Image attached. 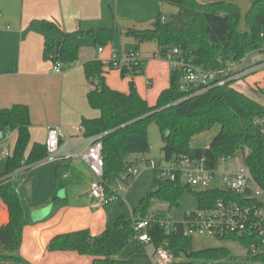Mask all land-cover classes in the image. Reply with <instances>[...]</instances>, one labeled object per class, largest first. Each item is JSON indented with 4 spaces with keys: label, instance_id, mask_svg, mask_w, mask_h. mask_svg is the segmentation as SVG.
Returning a JSON list of instances; mask_svg holds the SVG:
<instances>
[{
    "label": "trees",
    "instance_id": "1",
    "mask_svg": "<svg viewBox=\"0 0 264 264\" xmlns=\"http://www.w3.org/2000/svg\"><path fill=\"white\" fill-rule=\"evenodd\" d=\"M178 9L170 19L162 21V14L153 20L148 29L129 28L126 34L134 39L133 51L142 44L155 42L159 51L179 48L183 55L196 65L206 69H221L229 65L239 66L247 54L264 47V0H254L245 30L240 29L241 10L226 4L205 5L203 0H164ZM45 33L56 28L54 23L43 22ZM120 31L113 28H91L64 32L60 41L46 38L45 56L54 64L61 63L67 70L79 60V40L90 36L97 46H108ZM105 68L116 70L111 62L94 60L84 65L89 85V105L100 111L96 119L82 120L85 136H101L104 157V179L108 193L120 180L132 178L130 169L134 163L131 156L150 152L148 130L156 124L163 136L164 161L182 156L206 157L208 166L217 169L223 158L239 157L264 188V137L255 125L264 116V104L259 103L232 85L213 88L205 93L189 96L180 91L179 73L171 70L170 86L162 91L156 105L151 106L139 94L135 82H130L129 93L113 90L106 82ZM144 65L133 72L123 68V78L144 74ZM264 94V88L258 89ZM220 126V132L208 148L192 145L196 136ZM31 113L27 105L17 104L11 108L0 106V133L17 132L13 153L6 159L4 171H0V199L8 207L9 222L0 226V264H28L21 255L24 229L28 225L20 197L12 192L5 181L23 169H29L48 157L47 145L31 143ZM125 176V177H124ZM192 189L182 181H164L155 177L153 191L147 194L134 214L146 217L152 203L158 201L173 209L180 204L186 190ZM200 206H208L223 195L217 191L196 192ZM55 198V203H56ZM158 215H164L158 212ZM152 244L157 250L164 248L177 259L190 264H264V258L240 259L227 248H210L194 251L193 238L178 231L166 232L158 223L148 228ZM135 231L131 214H122L107 224L104 232L93 236L89 230L60 234L49 244V252H74L92 257L93 264H127L120 258L123 250L133 242ZM244 243L237 236H225ZM140 245L139 242H135Z\"/></svg>",
    "mask_w": 264,
    "mask_h": 264
},
{
    "label": "crops",
    "instance_id": "2",
    "mask_svg": "<svg viewBox=\"0 0 264 264\" xmlns=\"http://www.w3.org/2000/svg\"><path fill=\"white\" fill-rule=\"evenodd\" d=\"M15 1L20 3V8L14 4L6 9L0 6V106L11 108L21 104L30 108L31 143L27 153L34 143H47L50 128H62L72 137L71 148L80 150L85 143V136L79 135L77 130L82 120L96 119L101 114L89 105L84 65L94 60L108 62L113 55L124 57L133 49L134 41L125 42L118 52L112 45L100 52L93 42L79 40V60L64 73H54V63L45 56L46 38L58 42L64 32L100 28V23L108 17L104 12V0ZM44 21L57 27L45 33ZM114 26L120 29L118 33H124L119 22ZM129 28L142 29L133 24L124 29L125 33ZM158 53L154 58H147L156 59ZM166 64L150 60L144 74L133 79L123 78L118 70L105 68L106 82L113 90L129 93L133 80L139 94L154 106L162 91L170 86L171 69ZM250 83L256 89L264 88V71L251 77ZM239 91L255 100L246 90ZM5 141H13L14 151L17 132L0 133V143ZM5 148L10 149L9 146ZM92 178L91 171L80 160L60 159L23 169L5 181L20 197L28 219L20 251L26 263L93 264L90 256L74 252L51 253L48 249L57 235L87 229L93 236H99L110 223L104 207H97L90 197ZM44 210L47 211L45 216L37 217V212ZM9 218L8 207L0 199V226L6 225ZM120 258L127 264H156L153 245L132 242Z\"/></svg>",
    "mask_w": 264,
    "mask_h": 264
},
{
    "label": "built area",
    "instance_id": "3",
    "mask_svg": "<svg viewBox=\"0 0 264 264\" xmlns=\"http://www.w3.org/2000/svg\"><path fill=\"white\" fill-rule=\"evenodd\" d=\"M162 21H166V18L163 17ZM99 51L102 52L103 48H99ZM157 56L165 59L170 69L179 73L180 91L189 96L226 85L234 87L236 83L264 68V64H260L246 69L233 65L217 70L206 69L185 57L176 47L159 51ZM109 61L118 71L127 68L133 72L136 67L145 65V59L139 51L130 52L122 59L113 55ZM53 72L62 74L65 69L61 63H56ZM255 125L264 137V116L258 117ZM77 130L79 135L85 136L83 125ZM71 143L72 137H69L62 128H50L46 143L48 157L44 161L80 160L92 173L90 197L95 201V205L106 207L121 201L123 197L120 195V187L111 189L110 194L107 191L101 136L91 138L85 136V143L80 150H73ZM11 154L10 149L5 148L2 158L7 159ZM221 161H240V165L218 173V168L212 169L208 166L206 157L182 156L171 161H151L161 180L172 182L180 180L191 188H199L201 191L213 190L223 196L211 205H201L198 210L186 213L184 222H174L170 217L158 215L155 211L150 212L146 217L132 213L131 222L135 231L133 242H139L143 246L153 245L148 233V228L153 223H158L166 232L178 231L179 225H182L184 235L190 238L206 234L217 238L228 235L243 238L245 242L242 244L247 249V256L251 259L264 258V188L257 183L250 169L239 157L223 158ZM130 174L134 177L139 171L133 166ZM217 182L218 185H215ZM155 259L156 264H190L177 259L164 248L155 250Z\"/></svg>",
    "mask_w": 264,
    "mask_h": 264
},
{
    "label": "rangeland",
    "instance_id": "4",
    "mask_svg": "<svg viewBox=\"0 0 264 264\" xmlns=\"http://www.w3.org/2000/svg\"><path fill=\"white\" fill-rule=\"evenodd\" d=\"M13 4L16 5V7L18 6V8H20V3L18 1L0 0V6H2L4 9ZM104 12L108 17L106 21L100 23V28H113L114 24H117L119 22L121 24L122 30L124 31L123 34L117 33L114 36L112 43L109 44L114 46V50L118 52L121 50L125 42L130 40L134 41L131 36L125 33L124 29L130 27L133 24L136 25L137 28H142V30L148 29L152 26L153 19L156 18L159 14H162L163 17L170 19L173 14L178 12V9L174 6H171L164 0H104ZM86 41H89L90 43L93 42L94 46L96 45L94 39L90 36H86L80 39V42ZM141 46V55L143 56V58H146L144 69H146V66L150 60L161 61L165 64L167 63V61L162 57L157 56L158 58L151 59L155 57V53L159 52V47L155 42H148L142 44ZM97 48H103L104 50L106 46H97ZM130 52H133V49L126 53V55H128ZM148 56L152 57L148 59ZM118 58L122 59L123 56ZM260 64H264V52H260L259 50H257L247 54L246 58L241 64V67L246 69ZM166 65L169 66V64ZM263 71L264 69L260 72L254 73L253 75H251V77L253 78ZM251 77L239 83H236L234 87L239 90H246V92H249V94L255 98V101H261L263 104L264 94L261 91H258V88H254V84L250 83ZM245 85H247V87H245ZM219 132L220 126L217 125L213 130L196 136L192 141V145L197 148H208L212 140ZM148 137L151 144L150 152L145 155H137L135 156L136 158L133 159L132 157L129 158V160L133 161L134 169L138 170L139 174L128 179L127 181L120 180L117 183V187L121 188L120 195L121 197H123V199L104 207V210L108 215L109 222H114L118 218V216L122 214H132L134 210L139 206L140 201L144 197H146L147 194L153 191L154 179L155 177H158L159 174L158 171L153 168L151 161L155 160L158 162H164L163 148L165 146V143L162 133L156 124H152L149 127ZM6 146H9L13 151V141H5L3 143H0V171H4L6 167V159L2 158V151ZM239 165L240 161H221L218 166V173L230 168H237ZM215 185H218V182ZM199 191H201V189L199 188L186 190L180 200L179 206L173 209H169V206L164 203L162 204L158 201H154L152 203L150 212H160L161 214L170 217L174 222H184L186 219V213L196 211L200 206L196 194V192ZM25 206L26 208H28L26 203ZM221 247L229 249L233 256L240 259L245 260L247 257V249L243 246L242 243L235 240L217 238L214 236H209L207 234L194 236L192 240V248L194 251H202L205 249Z\"/></svg>",
    "mask_w": 264,
    "mask_h": 264
},
{
    "label": "water",
    "instance_id": "5",
    "mask_svg": "<svg viewBox=\"0 0 264 264\" xmlns=\"http://www.w3.org/2000/svg\"><path fill=\"white\" fill-rule=\"evenodd\" d=\"M254 0H203L205 5H221L226 4L229 6L237 7L241 10L240 29L245 30L247 26V19L250 12L253 10ZM46 210L38 211L37 217L43 218L46 214Z\"/></svg>",
    "mask_w": 264,
    "mask_h": 264
}]
</instances>
